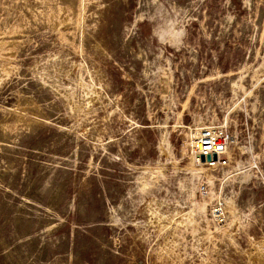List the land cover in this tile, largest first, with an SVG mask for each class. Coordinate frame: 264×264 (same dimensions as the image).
Masks as SVG:
<instances>
[{
	"label": "rangeland",
	"instance_id": "rangeland-1",
	"mask_svg": "<svg viewBox=\"0 0 264 264\" xmlns=\"http://www.w3.org/2000/svg\"><path fill=\"white\" fill-rule=\"evenodd\" d=\"M0 264H264V0H0Z\"/></svg>",
	"mask_w": 264,
	"mask_h": 264
},
{
	"label": "built area",
	"instance_id": "built-area-1",
	"mask_svg": "<svg viewBox=\"0 0 264 264\" xmlns=\"http://www.w3.org/2000/svg\"><path fill=\"white\" fill-rule=\"evenodd\" d=\"M190 158L194 164L208 169L227 165L228 137L218 126L201 127L189 144ZM201 157L204 160H201ZM215 157V159H213ZM209 158V160H207Z\"/></svg>",
	"mask_w": 264,
	"mask_h": 264
},
{
	"label": "water",
	"instance_id": "water-1",
	"mask_svg": "<svg viewBox=\"0 0 264 264\" xmlns=\"http://www.w3.org/2000/svg\"><path fill=\"white\" fill-rule=\"evenodd\" d=\"M213 159H215V157H213ZM201 160L203 161V160H204V158H203V157H201ZM207 160H209V158H207Z\"/></svg>",
	"mask_w": 264,
	"mask_h": 264
}]
</instances>
